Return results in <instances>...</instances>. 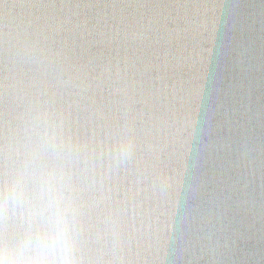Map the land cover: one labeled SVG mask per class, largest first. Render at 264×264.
<instances>
[{
	"label": "water",
	"instance_id": "water-1",
	"mask_svg": "<svg viewBox=\"0 0 264 264\" xmlns=\"http://www.w3.org/2000/svg\"><path fill=\"white\" fill-rule=\"evenodd\" d=\"M35 104L135 142L84 196L100 264H264V174L238 166L264 151V0H0V147Z\"/></svg>",
	"mask_w": 264,
	"mask_h": 264
},
{
	"label": "clouds",
	"instance_id": "clouds-1",
	"mask_svg": "<svg viewBox=\"0 0 264 264\" xmlns=\"http://www.w3.org/2000/svg\"><path fill=\"white\" fill-rule=\"evenodd\" d=\"M20 55L30 59L34 53L25 49ZM193 124L186 119L178 131L187 132ZM135 152L127 131L113 134L102 149L92 147L68 133L60 113L27 106L0 147V264H100L88 247L84 196L101 161L106 170L116 171ZM238 166L247 187L264 174V151L244 142ZM173 182L159 178L160 194H167ZM106 223L115 237L114 222Z\"/></svg>",
	"mask_w": 264,
	"mask_h": 264
}]
</instances>
